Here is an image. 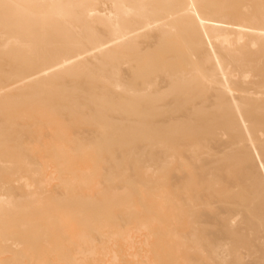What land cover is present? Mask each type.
Wrapping results in <instances>:
<instances>
[{"label": "bare ground", "instance_id": "obj_1", "mask_svg": "<svg viewBox=\"0 0 264 264\" xmlns=\"http://www.w3.org/2000/svg\"><path fill=\"white\" fill-rule=\"evenodd\" d=\"M0 264H264V0H0Z\"/></svg>", "mask_w": 264, "mask_h": 264}]
</instances>
